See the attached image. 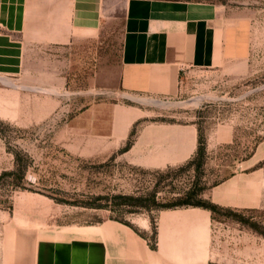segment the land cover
Segmentation results:
<instances>
[{"label": "rangeland", "instance_id": "1", "mask_svg": "<svg viewBox=\"0 0 264 264\" xmlns=\"http://www.w3.org/2000/svg\"><path fill=\"white\" fill-rule=\"evenodd\" d=\"M198 1L238 18L236 59L181 74L171 99L113 96L110 102L138 107L144 117L112 154L68 124L85 106L107 99L88 78L99 62H116L123 0H116L103 38L66 50L30 48L21 72L0 74V264H33L43 230L105 219L140 234L148 222L153 238L163 209L132 206L122 196L146 200L160 181L155 202L164 203L197 178L203 189L195 200L209 213L205 264H264V0ZM144 122L195 126L201 165L177 170L193 159L198 142L168 176V168L135 165L123 149ZM79 144L90 149L79 151Z\"/></svg>", "mask_w": 264, "mask_h": 264}, {"label": "crops", "instance_id": "2", "mask_svg": "<svg viewBox=\"0 0 264 264\" xmlns=\"http://www.w3.org/2000/svg\"><path fill=\"white\" fill-rule=\"evenodd\" d=\"M116 0H0V74L21 72L33 47L66 50L103 38ZM116 62H99L88 78L105 93L68 127L99 138L95 149L112 154L144 117L116 99H171L189 70L221 66L237 57V21L224 6L198 0H123ZM197 143L193 125L144 122L124 155L144 168L185 162ZM77 149L89 150L79 144ZM94 149V150H95ZM93 150V149H92ZM207 211L163 209L144 233L119 221L43 230L33 264H205Z\"/></svg>", "mask_w": 264, "mask_h": 264}, {"label": "trees", "instance_id": "3", "mask_svg": "<svg viewBox=\"0 0 264 264\" xmlns=\"http://www.w3.org/2000/svg\"><path fill=\"white\" fill-rule=\"evenodd\" d=\"M198 145H197V150L195 153V156L193 157V159L191 161H188L183 167L178 168L177 170H182L183 168H187L193 164H195L197 162V165L200 166L201 165V159H202V155H203V141L202 138L198 135ZM129 145H126L125 148L123 149L124 151L126 149H128ZM171 169L168 168L164 173L165 176L170 175L171 173ZM163 176L161 178V180L165 179L166 177ZM160 181L156 182L155 187L153 188V190L146 194V200H142V198L137 197H131V196H122V199L124 200H131L133 202V204H131L132 206H136V207H160L162 209H175V208H181V207H202V205L200 204L199 201H196L195 198L196 196L201 192V190L203 189L200 184V180L199 178H197L196 180H194V182L192 183V186L185 192H183L181 195L173 197L172 199L164 202V203H156L155 202V196H156V192H157V186L159 184ZM147 201V202H146ZM148 204H146V203ZM206 208L207 207H203Z\"/></svg>", "mask_w": 264, "mask_h": 264}]
</instances>
